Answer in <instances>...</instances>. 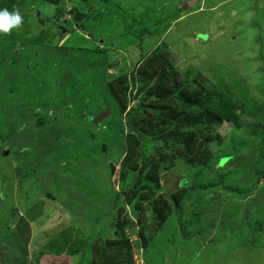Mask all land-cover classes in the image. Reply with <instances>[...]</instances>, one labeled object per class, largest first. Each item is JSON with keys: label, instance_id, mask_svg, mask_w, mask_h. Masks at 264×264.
Returning <instances> with one entry per match:
<instances>
[{"label": "rangeland", "instance_id": "obj_1", "mask_svg": "<svg viewBox=\"0 0 264 264\" xmlns=\"http://www.w3.org/2000/svg\"><path fill=\"white\" fill-rule=\"evenodd\" d=\"M189 1H19L15 10L23 23L9 32L15 40H4L9 48L0 55V264H98L99 246L114 236L110 215L121 206L114 197L124 158L117 156L118 143L112 153L94 145L107 122H118L106 84L123 75L129 83L132 66L163 47L178 77L190 70V82L200 71L197 81L211 103L220 95L231 98L242 118L217 128L212 142L206 140L212 133L203 137L213 153L208 167L187 164L199 159L195 152L161 163L160 193L175 191L181 178L193 192L217 172L232 170L240 172L230 178L250 192L230 197L220 184L204 194L186 193L145 251L127 206L131 264H264V0H196L189 12L180 11ZM74 6L89 19L85 33L73 25ZM99 10L112 13L93 30ZM122 11L132 20L121 24ZM142 28L141 39L130 36ZM96 49L107 51L101 56ZM105 111L109 115L97 120ZM79 130L97 139L88 144L93 154L86 163H77L72 149L86 146ZM152 160L160 156L147 164ZM150 207L141 204L146 222Z\"/></svg>", "mask_w": 264, "mask_h": 264}, {"label": "trees", "instance_id": "obj_2", "mask_svg": "<svg viewBox=\"0 0 264 264\" xmlns=\"http://www.w3.org/2000/svg\"><path fill=\"white\" fill-rule=\"evenodd\" d=\"M19 1L21 0H2L0 9L7 8L12 12L18 7ZM42 1L53 6H58L61 3V0ZM79 1L86 3L89 0ZM107 1L105 0V2ZM70 3L72 4V2ZM110 6L111 4L109 9ZM71 10L73 25H76L79 31L85 33L88 29V17L86 18L75 6ZM60 11L58 13H61ZM97 13L98 17L95 16L93 20V30L100 24L101 20L108 18L112 11L102 14V11L99 10ZM119 20L122 21L121 24H124L132 19L122 11ZM62 30L66 31V28H62ZM131 33L130 36L133 39H141L146 31L142 28L141 33L138 32L135 35L133 33L131 35ZM4 40L5 43H13L15 39H12L9 33L0 35V52L2 49L7 50L9 48L8 44L5 45ZM165 49V47L162 50L161 48L155 49L141 57L135 66H132L133 70L129 72L131 86H129L125 75L107 82L106 97L110 98L117 108L118 122L111 121L107 122L106 125L101 123L105 126V130L100 131V137L103 139L99 142L96 141V135L91 133L81 134V130H79L78 134L81 137L85 136L83 138L86 146L79 147L76 144L72 148L78 152L77 163L79 161L86 163V160L90 159L93 151L89 145L94 141H96L94 145L100 146L102 150L106 149L110 153L118 143L117 156L120 157L124 154L119 172L121 191L117 192L114 197L120 202L121 206L110 215L111 220L114 221V224H110L114 236L113 239L105 240L102 247L99 246L103 254L100 256L99 261L101 262L98 261V264H131V243L124 233L125 228L131 221L125 214L127 206L130 207L132 216L136 218L137 221H135L140 227L138 239L141 249L145 251L158 229L170 217L172 210H177L183 195L186 193L204 194L205 191L208 192L212 188L216 189L220 184L219 188L224 193L229 194L230 197L234 195L235 198H242L250 192L249 189H245L247 186L239 187L240 184L235 179L230 178L234 173L240 172L239 170H232L230 175H228L229 173L223 175L222 172H217L212 183L210 182L207 186L199 185L194 188L193 192L190 191L192 184L186 180L182 185L184 178H181L175 191L169 194L160 193L159 173L164 171L161 163L167 159L177 161L183 156L187 157V155L195 152L200 155L199 159L188 160L187 164L201 169L208 167L209 164L207 163L213 160V153L209 151V141H204L203 137L212 133L211 137L206 139L212 142L213 133L217 128L224 123L235 126L239 124L242 118L241 114L237 113L238 105L231 98L220 95L221 97H218L217 101L211 103V94L206 92L203 84L197 81L198 74H202L200 71L195 70L197 73L190 82L187 80L188 76L193 73L190 70L186 71L187 73H182V78L181 76L178 77V71L173 66L171 58L167 56ZM27 50L30 49L27 48ZM106 51L105 49L95 50L96 54L101 56L105 55ZM0 55H2V52ZM112 67L113 65H108V68ZM137 80L140 84H135V82H138ZM73 86H71V89L75 93L76 90L74 91V89L76 87ZM107 101V98H105V102ZM122 116L125 118L124 125L120 124ZM249 116L252 120L257 121L256 115L251 116L249 114ZM87 123L91 125L89 122ZM71 140H74L73 137ZM260 143L261 146L264 145V139ZM70 147H72V144ZM155 156H160V162L152 160L147 164V159ZM258 157H262V151ZM229 160L228 157L220 159L218 161L219 168ZM144 202L146 206L151 205L149 208V215L152 217L151 222H146L141 216V204ZM260 225V223L255 224V228L260 227ZM144 230L149 232L148 238H145ZM121 257L123 259H120Z\"/></svg>", "mask_w": 264, "mask_h": 264}, {"label": "clouds", "instance_id": "obj_3", "mask_svg": "<svg viewBox=\"0 0 264 264\" xmlns=\"http://www.w3.org/2000/svg\"><path fill=\"white\" fill-rule=\"evenodd\" d=\"M22 23L23 17L18 10L10 12L7 8L0 9V32L9 33L13 29H19Z\"/></svg>", "mask_w": 264, "mask_h": 264}, {"label": "crops", "instance_id": "obj_4", "mask_svg": "<svg viewBox=\"0 0 264 264\" xmlns=\"http://www.w3.org/2000/svg\"><path fill=\"white\" fill-rule=\"evenodd\" d=\"M194 1H196V0H190L186 5H183L180 10L181 11H185V8H189L188 10L190 11L192 8H194V5H195L194 4L195 3ZM189 11H185V12H189Z\"/></svg>", "mask_w": 264, "mask_h": 264}, {"label": "water", "instance_id": "obj_5", "mask_svg": "<svg viewBox=\"0 0 264 264\" xmlns=\"http://www.w3.org/2000/svg\"><path fill=\"white\" fill-rule=\"evenodd\" d=\"M107 115H108V112L105 111L103 114H101V115L99 116V118H97V120H100L102 117H107Z\"/></svg>", "mask_w": 264, "mask_h": 264}]
</instances>
